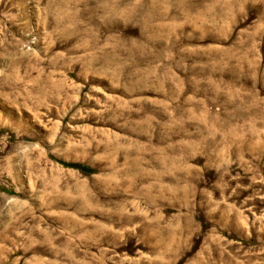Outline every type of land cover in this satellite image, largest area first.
Wrapping results in <instances>:
<instances>
[{
    "label": "rangeland",
    "instance_id": "obj_1",
    "mask_svg": "<svg viewBox=\"0 0 264 264\" xmlns=\"http://www.w3.org/2000/svg\"><path fill=\"white\" fill-rule=\"evenodd\" d=\"M0 264H264V0H0Z\"/></svg>",
    "mask_w": 264,
    "mask_h": 264
}]
</instances>
